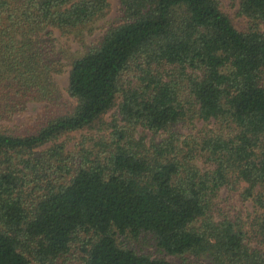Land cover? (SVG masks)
I'll use <instances>...</instances> for the list:
<instances>
[{
    "label": "trees",
    "instance_id": "obj_1",
    "mask_svg": "<svg viewBox=\"0 0 264 264\" xmlns=\"http://www.w3.org/2000/svg\"><path fill=\"white\" fill-rule=\"evenodd\" d=\"M118 1L119 23L71 63L74 108L14 134L3 124L61 99L53 31L111 0H0V264H175L119 241L142 234L171 256L264 264V0L241 1V29L221 0ZM93 130L109 136L61 141ZM242 185L252 223L218 203Z\"/></svg>",
    "mask_w": 264,
    "mask_h": 264
},
{
    "label": "rangeland",
    "instance_id": "obj_2",
    "mask_svg": "<svg viewBox=\"0 0 264 264\" xmlns=\"http://www.w3.org/2000/svg\"><path fill=\"white\" fill-rule=\"evenodd\" d=\"M242 0H221V8L227 13L237 28L241 29L245 25V19L239 16V9ZM120 18V5L118 0H111V6L108 12L100 19H97L93 24L89 25L86 28L78 30L72 34H63L58 30L53 31V39L55 46L60 53V57L63 62V73L56 75L55 80L60 89L61 99L52 106H49L45 103H34L29 105V110L22 116L14 119L13 122L4 123V127L7 131L14 134H25L33 131L34 125L37 121H41L44 116L49 114H59L70 112L75 106V100L72 99L68 93V78L69 71L71 68V63L82 57L86 54L88 49L93 45H96L100 39L103 37L108 28L112 25L119 23ZM117 111L113 109L105 117L106 123H111L115 118H117ZM202 123L197 121V127L200 128ZM209 127H212L210 125ZM193 126L186 124L185 126H180L177 129L181 134H190ZM194 131V130H193ZM91 132V133H90ZM90 132H78L71 133L69 136H66L61 140L62 142L66 140L69 147L76 146L86 135H89V138H96L100 135L105 134L109 136V131H90ZM146 137L147 141L150 140L153 136L143 131L142 129L138 130L137 137ZM200 163V167L204 168ZM246 186H240L239 189L235 191H229L227 189L221 192V201H218L223 207L231 208L232 212L234 211L240 215V217L246 223H252L255 220L259 207L254 201L253 197H248L245 191ZM258 191H255V195ZM125 246L136 250L141 254L150 255L154 258L162 257L168 261L174 262L175 264H208L205 259L195 260V257L184 255V256H171L167 255L164 252H161L157 246L154 238L149 234H142L137 239H125L122 238L119 240ZM264 249V247H263Z\"/></svg>",
    "mask_w": 264,
    "mask_h": 264
}]
</instances>
